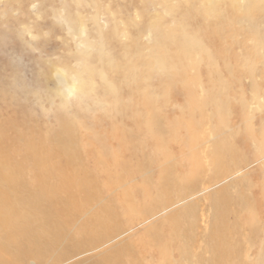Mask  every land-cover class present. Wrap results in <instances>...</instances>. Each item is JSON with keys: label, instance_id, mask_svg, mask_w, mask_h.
Instances as JSON below:
<instances>
[{"label": "rangeland", "instance_id": "1", "mask_svg": "<svg viewBox=\"0 0 264 264\" xmlns=\"http://www.w3.org/2000/svg\"><path fill=\"white\" fill-rule=\"evenodd\" d=\"M82 3L103 45L90 60L99 103L46 119L0 55V120L59 142L47 154L60 150L57 164L112 228L106 248L138 264H264V0ZM57 33L42 57L70 59ZM25 59L27 84L50 86L44 60ZM59 246L22 264L100 252L62 262Z\"/></svg>", "mask_w": 264, "mask_h": 264}, {"label": "bare ground", "instance_id": "2", "mask_svg": "<svg viewBox=\"0 0 264 264\" xmlns=\"http://www.w3.org/2000/svg\"><path fill=\"white\" fill-rule=\"evenodd\" d=\"M23 127L13 119L0 120V264L41 261L62 244L56 261L100 250L89 264H138L122 247L106 248L112 243V228L101 213L91 211L81 183L57 164L60 150L47 154L59 142L49 137L45 146L38 144ZM147 210L153 212L149 206ZM99 228L106 237L98 234Z\"/></svg>", "mask_w": 264, "mask_h": 264}, {"label": "clouds", "instance_id": "3", "mask_svg": "<svg viewBox=\"0 0 264 264\" xmlns=\"http://www.w3.org/2000/svg\"><path fill=\"white\" fill-rule=\"evenodd\" d=\"M82 0H0V55L6 56L13 72L11 84L25 92L32 105L46 119L97 105L95 84L90 79L93 53L102 51V40L90 35L89 21L81 9ZM48 23L50 27H41ZM63 46L61 55L42 57L41 42L53 38ZM16 45H19L17 49ZM43 59L51 71L50 86L27 84L26 56Z\"/></svg>", "mask_w": 264, "mask_h": 264}]
</instances>
